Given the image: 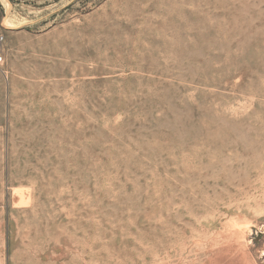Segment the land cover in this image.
<instances>
[{
  "label": "rangeland",
  "instance_id": "1",
  "mask_svg": "<svg viewBox=\"0 0 264 264\" xmlns=\"http://www.w3.org/2000/svg\"><path fill=\"white\" fill-rule=\"evenodd\" d=\"M0 264H264V0H0Z\"/></svg>",
  "mask_w": 264,
  "mask_h": 264
},
{
  "label": "built area",
  "instance_id": "2",
  "mask_svg": "<svg viewBox=\"0 0 264 264\" xmlns=\"http://www.w3.org/2000/svg\"><path fill=\"white\" fill-rule=\"evenodd\" d=\"M0 39H3V36H1ZM1 62H3V55L0 53V63Z\"/></svg>",
  "mask_w": 264,
  "mask_h": 264
}]
</instances>
